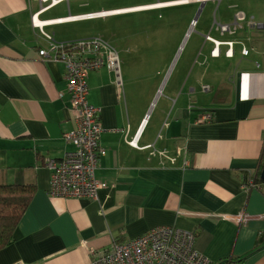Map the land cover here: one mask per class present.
Instances as JSON below:
<instances>
[{"label": "crops", "instance_id": "1", "mask_svg": "<svg viewBox=\"0 0 264 264\" xmlns=\"http://www.w3.org/2000/svg\"><path fill=\"white\" fill-rule=\"evenodd\" d=\"M70 1L0 0V183L35 188L14 240L0 249V264H87L90 248L108 247L161 225L195 231V248L210 264H264V180L249 190L243 186L259 176L264 145V0H157L75 13ZM65 3L66 15L47 14ZM187 4L198 7L193 18V11L187 14L190 26L178 24L177 14L168 10L167 23L139 31L152 40L145 44L133 45V31L121 24L109 31L112 36L98 22L88 25ZM108 10L113 12L57 21ZM237 12L244 16L240 27L221 33L217 25L232 24ZM64 23L81 24L75 33L56 29ZM41 30L57 42L106 37L118 52L119 77L106 67L88 77V101L100 107L105 149L95 177L107 186L96 199L48 193L51 171L45 161L73 150L65 138L73 118L63 64L38 54L49 44ZM191 34L201 64L213 63L208 72L214 79L199 86L196 75L199 90L173 85L150 106L160 81L152 90L150 73L130 75L128 50L142 49L138 57L161 62L166 71L184 36ZM227 41H234L231 57L225 54ZM216 42L220 54L214 57L210 52ZM243 47L249 50L246 56ZM204 85L210 94L201 98ZM203 114L211 118L203 121ZM135 138L136 146L128 143ZM152 148L167 151L175 161L161 160ZM242 213L250 215L245 222L233 220Z\"/></svg>", "mask_w": 264, "mask_h": 264}, {"label": "built area", "instance_id": "2", "mask_svg": "<svg viewBox=\"0 0 264 264\" xmlns=\"http://www.w3.org/2000/svg\"><path fill=\"white\" fill-rule=\"evenodd\" d=\"M38 1L51 5L62 0ZM109 12L68 16L57 21L74 17L89 19L104 16ZM243 20L244 16L237 12L232 24H218L217 28L221 33H234ZM32 22L35 26L39 25L35 22V14ZM41 33L49 44L48 47L39 49L38 54L43 60L63 64L69 94L68 108L75 123L65 134V138L73 145V150L65 152L58 160L47 158L45 161V166L51 171L48 193L57 197L96 199L98 185L105 183L95 177V168L98 156L103 155L105 149L99 143L103 131L99 121L100 107L88 101V77L91 71L102 67L114 71L119 77L118 52L101 37L57 42L50 34L42 30ZM206 38L210 39L209 36ZM225 43L228 44L225 54L229 57L232 55L233 42ZM210 53L211 56H218L217 45ZM247 53V49L241 48L242 55ZM202 88L204 91L209 90L207 85ZM209 117V114H203L201 120H207ZM128 143L136 146V138ZM152 153H156L161 160L167 157L164 151H156L153 148ZM170 160L173 162L174 158ZM246 183V188L257 186L252 179ZM261 216L264 217V214ZM249 217L250 215L242 213L234 216L233 220L245 222ZM195 239L196 232L193 230H183L173 225L156 226L128 240H113L108 247L90 248L87 264H210L208 258L195 248Z\"/></svg>", "mask_w": 264, "mask_h": 264}, {"label": "rangeland", "instance_id": "3", "mask_svg": "<svg viewBox=\"0 0 264 264\" xmlns=\"http://www.w3.org/2000/svg\"><path fill=\"white\" fill-rule=\"evenodd\" d=\"M157 0H71L69 2L70 4V12H81V11H94L98 9H105V8H115V7H123V6H132V5H139L149 2H155ZM163 1V0H160ZM83 4V5H81ZM198 9V7H196ZM194 9V5L187 4V5H180V6H174L170 7L168 9H162V10H151V11H141V12H131L127 14H121V15H115L110 16L106 19V22L101 21L102 19H97L88 22V25L95 24L98 22L99 27H102L106 34L108 36H112L111 33H109L110 30L117 31V27L115 29L116 25H123V28L127 30V27L130 28L133 32H135L133 35V41L130 40V42L134 44H145L149 41H152L150 38H145V35L143 33H140L139 31L144 30V26L147 24H165L167 23L164 17L167 15V11H172L174 14H177L178 18V24L188 25V19L187 14L194 12L192 14L193 18L195 16V13L197 9ZM110 11V12H109ZM101 12V11H100ZM107 12L112 13L113 10H108ZM68 13L66 3L59 5L52 10H50L47 14L49 16L54 15H66ZM108 13V14H109ZM160 13L161 17H158L157 14ZM110 15V14H109ZM201 15V14H200ZM200 17V16H199ZM152 19L148 21V19ZM170 21V17L168 19V23ZM212 21V20H211ZM81 23H64L62 25H56V29L59 31H66L70 33H75V30L79 29V26ZM191 24V23H190ZM97 26V25H96ZM190 26V25H188ZM108 30V31H107ZM138 31V32H137ZM193 31V30H192ZM117 33V32H116ZM193 34V33H192ZM191 34V37L189 38L188 35H185L181 44L179 47L175 50L173 57L166 69L164 71L165 65L161 62L151 63L145 60L144 55L142 59L138 56L141 55L140 49H129V53L127 56L132 58V64L130 68V75L132 74H138V75H147L150 73V85L151 89L154 90L160 81L159 85L157 86V91L155 92V95L153 97L152 104L150 106L154 107L158 103L159 98L162 95L163 98V91L167 92L173 85H178V89L180 90L182 86H184V91L187 90V87H195L197 90H199V86L202 84V82L205 81L208 85H210V81L214 79L213 75H215L212 72H208V68H211L213 63L211 61H207V63L204 65L201 64V60L203 59L202 56H197V53L199 52L198 48L192 47V42L194 35ZM132 37V36H131ZM106 41H108L111 44V39H108L104 37ZM108 39V40H107ZM132 39V38H130ZM110 40V41H109ZM174 41V40H173ZM173 41L171 43H173ZM227 48V46H224V49ZM163 51V50H162ZM125 56V54H124ZM198 57V58H197ZM201 65H199V63ZM216 67V62H215ZM197 78L199 79V86H196L195 80ZM145 81V78L143 79ZM138 81V79H137ZM201 86V95L200 97H204L205 94L209 96L210 92H205L202 90ZM161 104V101L159 102V105ZM158 105V107H160ZM148 115L150 111H147ZM149 117V116H148ZM73 121V125H74ZM72 129V128H71ZM70 129V130H71ZM69 130V131H70Z\"/></svg>", "mask_w": 264, "mask_h": 264}, {"label": "trees", "instance_id": "4", "mask_svg": "<svg viewBox=\"0 0 264 264\" xmlns=\"http://www.w3.org/2000/svg\"><path fill=\"white\" fill-rule=\"evenodd\" d=\"M263 167L264 145L259 158L260 171ZM249 179H252L254 183L258 184L261 178L255 174ZM247 181H245V184H247ZM34 191L35 188L32 184L0 183V249L9 245L14 240L16 226L27 208Z\"/></svg>", "mask_w": 264, "mask_h": 264}, {"label": "bare ground", "instance_id": "5", "mask_svg": "<svg viewBox=\"0 0 264 264\" xmlns=\"http://www.w3.org/2000/svg\"><path fill=\"white\" fill-rule=\"evenodd\" d=\"M124 12H125V11H124ZM35 22H36V18H35ZM209 37H210V36H209ZM210 39H211V37H210ZM232 42H233V43H232V54H233V44H234V41H232ZM219 45H220V42H218V44H217L218 56H219V54H220V48H219ZM227 45H228V44H227ZM243 48H245V49L248 50V48H246V47H243ZM248 52H249V50H248ZM247 54H248V53H247ZM247 54H246V55H247ZM246 55H245V56H246ZM231 56H232V55H231ZM231 56H230V57H231ZM100 135H101V134H100ZM99 143H100V138H99ZM100 145L102 146V144H100ZM156 151H157V150H156ZM162 151H164L165 154L167 155V157H164V159H165V158H168L169 161H171L170 158H173V157L169 156L168 153H167V151H165V150H162ZM174 161H175V158H174ZM174 161H173V162H174ZM98 180H99V179H98ZM99 181H100V182H104V181H101V180H99ZM104 183L106 184V182H104ZM105 184H104V185H101V184L98 185V187H97V191H96V198H97V196H98V190H99L100 188H104V187L107 186V184H106V185H105ZM255 184H256V183H255ZM256 185H257V184H256ZM243 186H244V184H243ZM254 187H257V186H253V187H250V188H246V187H245V188L249 190V189L254 188Z\"/></svg>", "mask_w": 264, "mask_h": 264}, {"label": "water", "instance_id": "6", "mask_svg": "<svg viewBox=\"0 0 264 264\" xmlns=\"http://www.w3.org/2000/svg\"><path fill=\"white\" fill-rule=\"evenodd\" d=\"M259 177L264 180V167L261 169L260 173H259Z\"/></svg>", "mask_w": 264, "mask_h": 264}]
</instances>
